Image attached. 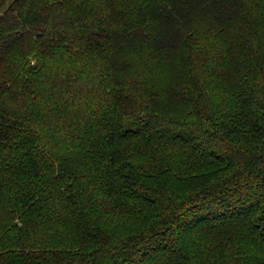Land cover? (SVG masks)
<instances>
[{"label": "trees", "instance_id": "1", "mask_svg": "<svg viewBox=\"0 0 264 264\" xmlns=\"http://www.w3.org/2000/svg\"><path fill=\"white\" fill-rule=\"evenodd\" d=\"M0 264H264V0H0Z\"/></svg>", "mask_w": 264, "mask_h": 264}]
</instances>
